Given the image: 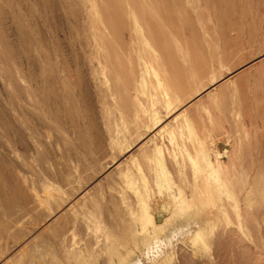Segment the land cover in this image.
<instances>
[{
	"label": "rangeland",
	"instance_id": "rangeland-1",
	"mask_svg": "<svg viewBox=\"0 0 264 264\" xmlns=\"http://www.w3.org/2000/svg\"><path fill=\"white\" fill-rule=\"evenodd\" d=\"M167 1L0 0V264H264V0Z\"/></svg>",
	"mask_w": 264,
	"mask_h": 264
},
{
	"label": "bare ground",
	"instance_id": "bare-ground-1",
	"mask_svg": "<svg viewBox=\"0 0 264 264\" xmlns=\"http://www.w3.org/2000/svg\"><path fill=\"white\" fill-rule=\"evenodd\" d=\"M203 1L205 3V9L207 10L208 13H210L211 15L214 16L215 22H217V21L221 22L222 21V16H220V15L221 14L223 15V13H226V12L227 13H233L234 12L235 14H237V13L240 14V12L242 10H244V9L249 10L250 9L244 0H203ZM115 2H116V0H114V3ZM151 2H152V4L150 5V8L153 11L155 9L156 12L158 14H160V18L154 17L150 12L149 6L147 7V5H145L146 10H147L145 12L146 14L144 13L145 20L149 25L152 26V29H155L157 31H161L162 36L165 38L166 42H168V39H169L168 32L171 30H175V28L179 24V20L177 19L176 14L174 13V6L169 5L167 0H151ZM108 5H111V3H108ZM221 24L224 25L225 22L223 23V21H222ZM48 65H49V70L51 71V73L53 75V76H51L52 79H54V81L56 80L58 82H61L62 83L61 85H63L66 82V80H62L61 76L58 73L56 74L54 72L56 69L54 68L55 66L52 62L49 63ZM60 72H62V74H64V75L66 74V70L64 68L61 69ZM49 84L51 85V83H49ZM42 102H43V104H47L46 98L42 99ZM50 116H51V114H50ZM0 118H1L2 126L4 127V129H6V132H8V134H9V132L11 131L10 130L11 129L10 123L9 122L6 123L5 116L0 115ZM3 160L4 159L0 157V189L6 184L5 183L6 180L3 176V167H5Z\"/></svg>",
	"mask_w": 264,
	"mask_h": 264
}]
</instances>
